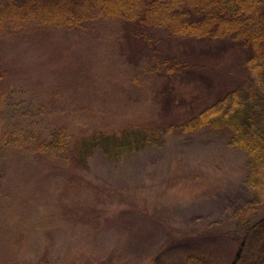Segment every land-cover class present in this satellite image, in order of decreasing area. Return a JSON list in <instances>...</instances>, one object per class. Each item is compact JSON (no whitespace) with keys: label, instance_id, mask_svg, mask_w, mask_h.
Here are the masks:
<instances>
[{"label":"rangeland","instance_id":"1","mask_svg":"<svg viewBox=\"0 0 264 264\" xmlns=\"http://www.w3.org/2000/svg\"><path fill=\"white\" fill-rule=\"evenodd\" d=\"M6 20L0 26V264H134L160 247L163 254L145 264H188L169 234L212 225L219 235L189 245L232 264L237 237L227 225L251 194L244 185L247 157L229 146L230 132H177L163 147L120 163L97 151L79 164L72 150L78 137L155 121L166 108L179 116L189 107L178 108L180 102L225 90L241 74L240 53L225 39L157 28L151 48L137 54L120 25L103 15L73 30L19 15ZM161 62L191 66L172 88L176 104L167 107L163 83L151 76Z\"/></svg>","mask_w":264,"mask_h":264},{"label":"trees","instance_id":"2","mask_svg":"<svg viewBox=\"0 0 264 264\" xmlns=\"http://www.w3.org/2000/svg\"><path fill=\"white\" fill-rule=\"evenodd\" d=\"M0 2L3 4L0 26L7 17L19 15L26 21L34 19L39 26L73 30L94 16L103 15L120 25L137 54L142 52L138 51L140 48H151V33L157 28H166L175 35L195 40H227L242 58L241 74L234 84L214 96L211 93L200 100L189 97L180 102L178 108L185 103L189 107L179 116L169 114L166 108V115L162 113L155 121L127 124L118 130H96L87 137H78L72 152L79 164L87 163L97 151L110 161L120 163L149 147H163L166 136L177 132L195 133L203 128L230 132L229 146L247 157L244 185L251 194L247 204L233 212L231 224L227 225L228 233L237 237L234 243L237 253L232 264H264V0ZM160 65L154 67L155 73L151 76L156 85L163 83L159 87L167 107L176 104L171 97L172 88L177 89L181 76L191 72V66L178 62H161ZM218 226L171 232L170 244L182 251L188 264H219L209 249L188 243L214 238L219 233L215 229ZM163 252V247L148 254L142 252V258L134 264L152 263Z\"/></svg>","mask_w":264,"mask_h":264}]
</instances>
